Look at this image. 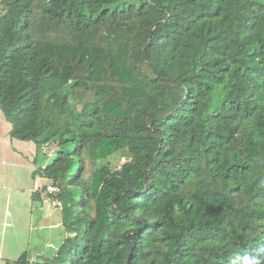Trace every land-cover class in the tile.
Here are the masks:
<instances>
[{"label": "trees", "instance_id": "obj_1", "mask_svg": "<svg viewBox=\"0 0 264 264\" xmlns=\"http://www.w3.org/2000/svg\"><path fill=\"white\" fill-rule=\"evenodd\" d=\"M0 108L67 232L13 264H264V0H0Z\"/></svg>", "mask_w": 264, "mask_h": 264}, {"label": "crops", "instance_id": "obj_2", "mask_svg": "<svg viewBox=\"0 0 264 264\" xmlns=\"http://www.w3.org/2000/svg\"><path fill=\"white\" fill-rule=\"evenodd\" d=\"M52 157V148L13 136L0 108V264L51 256L67 235L60 205L43 191L46 178L35 174Z\"/></svg>", "mask_w": 264, "mask_h": 264}, {"label": "built area", "instance_id": "obj_3", "mask_svg": "<svg viewBox=\"0 0 264 264\" xmlns=\"http://www.w3.org/2000/svg\"><path fill=\"white\" fill-rule=\"evenodd\" d=\"M43 191H44L45 193L50 194V195L52 196L53 200H54L56 203L59 204V201H58V199H57V197H56V194H57L58 189H57V187L55 186L54 183H52V182H47V183L45 184V186L43 187Z\"/></svg>", "mask_w": 264, "mask_h": 264}, {"label": "rangeland", "instance_id": "obj_4", "mask_svg": "<svg viewBox=\"0 0 264 264\" xmlns=\"http://www.w3.org/2000/svg\"><path fill=\"white\" fill-rule=\"evenodd\" d=\"M42 156H43V153H42V152H41V153H39V158H40V157H42Z\"/></svg>", "mask_w": 264, "mask_h": 264}]
</instances>
